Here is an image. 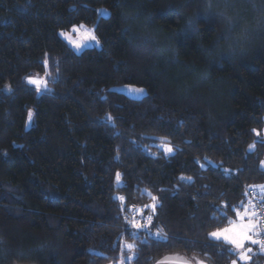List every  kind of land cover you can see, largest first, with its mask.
Segmentation results:
<instances>
[{
  "label": "trees",
  "instance_id": "1",
  "mask_svg": "<svg viewBox=\"0 0 264 264\" xmlns=\"http://www.w3.org/2000/svg\"><path fill=\"white\" fill-rule=\"evenodd\" d=\"M247 1L228 0L236 31L258 23ZM203 3L0 0V264L235 258L208 234L264 207V44L211 54L219 19L188 20ZM76 24L100 46L75 51L60 33Z\"/></svg>",
  "mask_w": 264,
  "mask_h": 264
},
{
  "label": "rangeland",
  "instance_id": "2",
  "mask_svg": "<svg viewBox=\"0 0 264 264\" xmlns=\"http://www.w3.org/2000/svg\"><path fill=\"white\" fill-rule=\"evenodd\" d=\"M247 2L250 5L252 4V8H253L252 9L253 13H251L250 21L255 22V23L258 22L257 25H255V27H254V28L259 27L258 31L255 33V40H256V42H258L262 46L264 44V32L261 31V25L263 23V20H262V14H260V13L262 12L264 14V11H262V10H264V6L262 4L260 5L259 1L253 2L251 0H248ZM99 13H100V16H107L108 15L107 10L103 9V8L99 9ZM235 24H238V23L236 22ZM60 34H61L62 38L77 52L81 51L82 49H84L86 47L100 46V41H99L95 31H94V28L87 26L85 24H76L73 27H71L69 30L63 31ZM93 37H95V39H93ZM77 43L80 44L81 47L77 48L75 46ZM258 43H254L253 46L257 45ZM31 81H39L40 82L39 86H37V84L32 83ZM28 83L40 91H43L45 88V85H44V83L40 77H31L28 80ZM116 89L120 90V91H124L126 94H128L131 97L141 96V95L146 93L144 88H139V87H135V86H131V85H125L123 87H118ZM131 89H143V92H132ZM165 147L167 149L171 148V146H168V145H165ZM253 190H254V192H256L254 194L253 198L258 199L260 202L264 201V182L253 185L252 191ZM155 205H156L155 203L150 204V208L153 210L154 209L153 206H155ZM251 206H253V205L251 204V200H250L239 211L241 213H243L245 211L246 207L250 208ZM135 214H137V216ZM144 215H145L144 214V207L138 206L136 208V211H134L133 216H134V218L141 220V218H139V217L140 216L142 217ZM234 221L238 222V216H237V219H235ZM221 228H223V227H221ZM216 230L217 229H215L214 231H216ZM214 231H212V232H214ZM212 232H210V233H212ZM210 233L208 234V237L210 239H213L210 237ZM257 238H263V237L261 236V237H257ZM219 241L224 242L223 240H219ZM249 246L252 247V249H253L252 253H250L252 259H251V261H249V264H264V254H259L258 246H255V245H249ZM233 260H237L238 264H244V261L239 260L237 253H236V256ZM232 261L230 264H232Z\"/></svg>",
  "mask_w": 264,
  "mask_h": 264
},
{
  "label": "snow or ice",
  "instance_id": "3",
  "mask_svg": "<svg viewBox=\"0 0 264 264\" xmlns=\"http://www.w3.org/2000/svg\"><path fill=\"white\" fill-rule=\"evenodd\" d=\"M95 39V37H93ZM77 48L81 47L80 44L75 45ZM39 86V81H31ZM132 92H143V89H131ZM31 117V113H29ZM169 152L171 148L167 149ZM155 207V206H153ZM237 221H230L229 224L223 228H218L216 231L210 233V237L219 241L223 240L224 243L231 245L229 253L236 252L239 260L244 261V264H249L252 257L253 249L249 245L258 246L259 254H264V238H257L264 236V212H257L254 206L246 207L245 211L241 213L237 210ZM152 216L148 217L149 222L152 221ZM133 227L140 229L147 227V225L140 222H133ZM166 238V237H165ZM131 259V257H126ZM200 264H205L204 261H200ZM232 264H238L237 260H233Z\"/></svg>",
  "mask_w": 264,
  "mask_h": 264
},
{
  "label": "clouds",
  "instance_id": "4",
  "mask_svg": "<svg viewBox=\"0 0 264 264\" xmlns=\"http://www.w3.org/2000/svg\"><path fill=\"white\" fill-rule=\"evenodd\" d=\"M214 15L220 21V34L212 41V53L221 58L227 56L231 60L234 56H243L250 51L255 42V28L244 26L240 30L235 29V16L228 0H204L200 8L191 10L188 20L193 26L202 14Z\"/></svg>",
  "mask_w": 264,
  "mask_h": 264
},
{
  "label": "water",
  "instance_id": "5",
  "mask_svg": "<svg viewBox=\"0 0 264 264\" xmlns=\"http://www.w3.org/2000/svg\"><path fill=\"white\" fill-rule=\"evenodd\" d=\"M153 264H195V263L183 254L167 253L156 259Z\"/></svg>",
  "mask_w": 264,
  "mask_h": 264
},
{
  "label": "built area",
  "instance_id": "6",
  "mask_svg": "<svg viewBox=\"0 0 264 264\" xmlns=\"http://www.w3.org/2000/svg\"><path fill=\"white\" fill-rule=\"evenodd\" d=\"M253 206H254V208H255V210H256L257 212H264V207H263L259 202H254ZM129 210H130V211H134V210H135V204H131V205H129ZM148 217H149V216H147V217L144 219V223H145V222H149Z\"/></svg>",
  "mask_w": 264,
  "mask_h": 264
}]
</instances>
